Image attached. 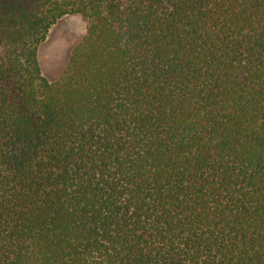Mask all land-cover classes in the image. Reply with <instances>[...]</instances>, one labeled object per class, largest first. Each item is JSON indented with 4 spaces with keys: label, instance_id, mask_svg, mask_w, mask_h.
I'll use <instances>...</instances> for the list:
<instances>
[{
    "label": "trees",
    "instance_id": "1",
    "mask_svg": "<svg viewBox=\"0 0 264 264\" xmlns=\"http://www.w3.org/2000/svg\"><path fill=\"white\" fill-rule=\"evenodd\" d=\"M0 264H264V0H0Z\"/></svg>",
    "mask_w": 264,
    "mask_h": 264
},
{
    "label": "rangeland",
    "instance_id": "2",
    "mask_svg": "<svg viewBox=\"0 0 264 264\" xmlns=\"http://www.w3.org/2000/svg\"><path fill=\"white\" fill-rule=\"evenodd\" d=\"M86 21L80 14H66L52 24L37 48L41 73L49 81L59 78L66 67L70 50L85 33Z\"/></svg>",
    "mask_w": 264,
    "mask_h": 264
}]
</instances>
